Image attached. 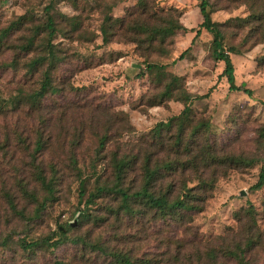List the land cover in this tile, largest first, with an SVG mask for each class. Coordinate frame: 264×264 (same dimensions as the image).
I'll use <instances>...</instances> for the list:
<instances>
[{"label":"rangeland","instance_id":"374dc122","mask_svg":"<svg viewBox=\"0 0 264 264\" xmlns=\"http://www.w3.org/2000/svg\"><path fill=\"white\" fill-rule=\"evenodd\" d=\"M146 1L159 12L176 9L173 20L188 29L202 20L197 0ZM211 1V18L218 22L249 13L242 0ZM136 2L0 0V264H115V252L130 256L134 264H241L223 255L227 249L242 255L244 264H264V184L254 187L264 163V140L258 138L264 125V40H246L248 28L233 22L221 27L226 47L238 50L229 56L241 88L228 91L220 75L224 64L211 56V35L203 28L194 39L195 32L172 29L147 54L142 50L146 43L137 48L121 35L109 34L103 43L100 28L107 14L136 11V19L149 21L139 16ZM48 15L56 30L54 53L35 62L47 53ZM141 64L153 66L142 74ZM46 69L50 86L36 96ZM159 70L183 75L188 90L207 94L190 102L191 124H207L197 136L200 142L219 156L255 160L251 166L206 169L202 176L209 184L201 209L182 216L162 217L136 201L128 210L111 190L113 156L134 157L124 187L139 189L145 156L140 150H147L150 129L182 108L172 99L153 104ZM38 139L44 143L40 150ZM37 169L50 181L51 193ZM194 176L190 168L179 167L159 184L163 190L170 184L171 196L183 183L202 193ZM42 238L49 243L31 250L19 245Z\"/></svg>","mask_w":264,"mask_h":264},{"label":"trees","instance_id":"16d2710c","mask_svg":"<svg viewBox=\"0 0 264 264\" xmlns=\"http://www.w3.org/2000/svg\"><path fill=\"white\" fill-rule=\"evenodd\" d=\"M198 8L201 15V22L198 27L186 28L182 24L173 20L171 16L172 12L176 9L168 8L165 12L162 9L160 12L155 10V6L151 3L147 4L146 0H137V10H140L139 16L144 15L149 21L140 22L136 19V11L129 12L127 16L112 17L105 15L103 24L100 28L102 35V42L106 43L109 40L110 35H121L126 37L127 40L136 44L137 48L146 43V46L142 50L147 52L155 49L154 43H163L165 38L172 34V29H183L184 31L195 32L193 39L198 36L200 29H205L210 35L211 56L215 61H222L224 66L220 72V75L226 77L228 83V91L239 90L241 87L236 85L234 78V66L229 56V52L237 53L238 50L233 46H228L223 42L224 34L222 26L224 23H236V27L248 28L246 40L254 38L256 42L264 40V0H242L249 6V13L245 16H236L227 19L225 22H218L211 18V12L213 10V3L211 0H197ZM236 1V0H228ZM48 9V8H47ZM45 28L47 29L48 39L45 43L46 54L39 56L35 59V62L42 61L46 55H53L54 46L51 43V37L55 34L54 19L48 15L45 22ZM117 28L120 32H112ZM30 41L25 48L30 46ZM189 48H185L178 55V59H182L186 51ZM144 53V52H143ZM264 63V56L262 57ZM261 60V61H262ZM140 73L145 74V70H149L153 65L144 66L141 64ZM155 67H158L155 64ZM159 67L163 68L162 65ZM49 70L44 71V80L41 83L38 90H36V96H42L50 86L49 82ZM165 82L163 83V79ZM156 80L160 81V90L155 95V101L153 104H163L168 100H176L182 103L180 112L164 121L157 122L149 131V140H145L147 150L142 151L145 156L140 164V187L139 189L130 191L124 187L125 178L127 176L126 171L130 167V160L134 159L130 154H122L121 156H113V179L111 190L116 194H119L123 207L130 210V201H136L144 205L148 210H155L159 212L162 217L179 216L185 212L191 210L201 209L200 202L202 201L204 191L206 190V184H209V180L203 178L202 173L208 168H212L214 165H248L254 164V159H249L243 156L234 155H222L219 156L216 153L214 147L207 142H200L197 138L198 134H201V130L207 127L204 122H199L195 125L191 124V105L190 102L193 99H199L205 97L207 94L193 93L187 89L184 82L183 75L177 73L164 74L163 71H157ZM245 92L249 90L244 89ZM152 104V105H153ZM151 105V106H152ZM187 127L191 130L188 131ZM203 133V132H202ZM258 138L264 140V125L258 129ZM104 138L99 139V145L103 146ZM264 147V141H263ZM44 147V143L38 139L35 142L36 150H40ZM149 147V151H148ZM163 152L167 155L165 158L153 157L155 153ZM264 161V159H263ZM190 168L194 171V178L196 183L199 184V188L202 193L197 194L193 190V186L188 187L183 183L182 188L174 196H171V185L163 190L159 184L165 178L171 174L177 172L178 168ZM38 170L37 178L45 186L47 191L51 193L53 188L50 181H47L41 174V170ZM159 184V188H157ZM264 184V163L260 165L257 181L254 187H260ZM79 185L84 187V180L79 179ZM100 189V190H99ZM104 188L98 187L97 191H102ZM84 191V190H83ZM81 190V192H83ZM82 195V194H81ZM93 195V194H92ZM90 201V200H89ZM87 201V204L89 203ZM70 222H68L69 224ZM62 228V227H60ZM47 238L36 239L29 242L25 240L19 241V245L23 250H31L39 245H46ZM237 251L243 252L240 246L237 245ZM223 255L230 256L244 264L242 255L238 254L234 250L227 249L223 252ZM115 259V264H134V261L130 256L115 252L112 254ZM54 264H63L61 261H55Z\"/></svg>","mask_w":264,"mask_h":264}]
</instances>
